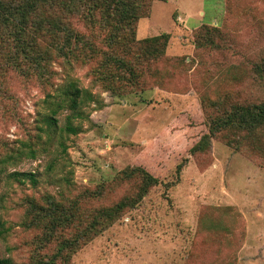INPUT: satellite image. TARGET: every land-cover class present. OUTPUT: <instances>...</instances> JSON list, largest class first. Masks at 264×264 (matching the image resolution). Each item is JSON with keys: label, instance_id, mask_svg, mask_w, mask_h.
<instances>
[{"label": "rangeland", "instance_id": "1", "mask_svg": "<svg viewBox=\"0 0 264 264\" xmlns=\"http://www.w3.org/2000/svg\"><path fill=\"white\" fill-rule=\"evenodd\" d=\"M142 15L135 34L113 45L97 24L71 19L92 45L79 61L54 60L50 75L0 72L1 257L14 264H264V153L236 149L224 133L190 153L225 104L264 101V71L255 70L264 68V0H149ZM204 26L220 30L219 48L199 46ZM162 33L170 34L166 50L138 42ZM69 77L94 101L82 116L61 109L49 126L47 99L62 100ZM68 124L81 131L67 132ZM134 166L159 184L90 232L101 209L136 199L140 179L121 173ZM61 209L76 221L54 225ZM77 237L78 247L60 249Z\"/></svg>", "mask_w": 264, "mask_h": 264}, {"label": "trees", "instance_id": "2", "mask_svg": "<svg viewBox=\"0 0 264 264\" xmlns=\"http://www.w3.org/2000/svg\"><path fill=\"white\" fill-rule=\"evenodd\" d=\"M148 2L149 0H0V72L2 77L10 70H16L24 76L33 73L50 75L52 72L50 65L54 60L56 62L62 59L69 65L73 61H79L83 56L82 52L87 48L91 49L92 45L71 28V19L97 24L108 31L107 42L111 45L119 41L121 34H135L136 24L143 16ZM216 35L219 38L222 37L218 28L204 26L200 33L201 40L203 38L204 41L200 42L199 46L210 45L219 48L220 45L215 41ZM59 38H61L60 41ZM169 39V33H162L138 42H161L166 50ZM130 40L135 43V38L132 37ZM46 41L54 42L55 48L52 52L43 46ZM114 61L123 64L122 68L133 71L123 60L115 58ZM255 70L262 73L264 68L257 66ZM69 78L62 84V92L59 88L57 89L62 100L52 101L56 97L54 94L49 95L47 99L53 105L52 112L46 120L49 126L56 124L55 115L61 109L67 107L73 114L82 116L83 105L94 101L95 96L89 89L80 87L77 79ZM211 105L218 108L223 106L213 102ZM225 105L217 115L209 117L208 132L192 146L190 153L195 155L208 150L210 140L224 133L230 146L236 149L249 146L263 154L264 149L260 147V143L264 134V101ZM66 131L76 134L81 131V128L68 124ZM184 165L182 162L178 165V174ZM121 173L125 178L140 179L136 199L122 200L113 207L101 209L91 223L90 232H98L100 227L114 223L122 216L129 204L140 200L150 188L159 184L158 178L142 166L127 167ZM24 175L29 176L33 182L36 181L34 175ZM53 208H62V206L55 204ZM70 208L75 207L72 205ZM61 210L53 218L54 225H65L76 221L74 212ZM80 237L65 240L60 249L64 251L66 248L78 247ZM0 264L14 263L10 258L0 256ZM44 264H54V259Z\"/></svg>", "mask_w": 264, "mask_h": 264}]
</instances>
